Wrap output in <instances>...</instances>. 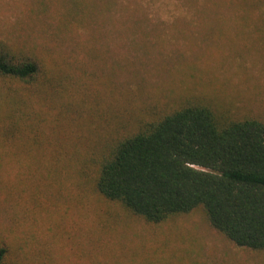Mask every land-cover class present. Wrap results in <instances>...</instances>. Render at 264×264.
Returning a JSON list of instances; mask_svg holds the SVG:
<instances>
[{
    "label": "trees",
    "instance_id": "trees-1",
    "mask_svg": "<svg viewBox=\"0 0 264 264\" xmlns=\"http://www.w3.org/2000/svg\"><path fill=\"white\" fill-rule=\"evenodd\" d=\"M114 6L110 0L49 5L42 12V48L30 40L0 38V150L42 158L0 170V210L12 214V220L5 219L8 226L2 221L1 235L7 236L6 227L16 220L27 222L26 212L38 210L42 183L58 196L68 189L79 205L106 202L125 219L145 225H165L199 211L229 241L264 250V118L239 117L228 97L182 86L141 99L140 86L133 83L142 73L134 64L140 60L155 69L159 55L139 48L141 54L138 49L127 61L107 57L101 24L121 21L127 33L133 22L109 16ZM1 243L0 264H7L8 246ZM131 250L116 264H142ZM80 256L86 264L103 261H91L86 251ZM102 258L108 261L109 255Z\"/></svg>",
    "mask_w": 264,
    "mask_h": 264
},
{
    "label": "rangeland",
    "instance_id": "rangeland-1",
    "mask_svg": "<svg viewBox=\"0 0 264 264\" xmlns=\"http://www.w3.org/2000/svg\"><path fill=\"white\" fill-rule=\"evenodd\" d=\"M110 1L115 6L109 16L115 20L127 16L133 22L127 33L122 32L121 21L104 20L101 24L103 40L108 44L107 57L112 61L120 56L127 61L139 48L159 55L155 69L138 64L141 57L135 60L142 79L138 76L133 84L140 86L141 99L156 95L159 90L161 93L168 86H182L196 93L217 94L221 100L228 97L239 117L245 114L264 118V0ZM135 1L144 9H136ZM57 2L0 0V38L12 43L30 40L42 48V12ZM124 3L128 4L122 10ZM138 12H143L142 20L138 16L135 19ZM104 16L103 13V19ZM156 37L157 43L151 45ZM70 39L62 49L69 46ZM137 54H141L140 49ZM149 58L148 55L141 60L144 63ZM27 158L35 163L42 160L38 154L14 156L7 149L0 150V170ZM39 188L42 194L38 197V210L25 213L27 222L16 220L6 227L7 236L0 231V243L8 246L7 264L34 258L42 260L38 264H58L60 260L86 264L80 256L83 251L89 253L91 261L101 258L99 261H103L98 264H116L117 257L131 249L137 250L133 254L138 258L134 259L144 261L142 264H264V250L229 241L211 229L199 211L165 225H145L125 219L128 216L113 211L106 202L98 204V199L96 203L79 205L67 196L66 188L60 197L53 187L39 183ZM26 194L29 195L27 191ZM19 202L22 206L17 211L21 214L25 200L21 198ZM32 213L37 218L34 224ZM5 219L12 220V214L0 210V225ZM103 224L108 226L102 228ZM103 254L109 255L108 261L102 258Z\"/></svg>",
    "mask_w": 264,
    "mask_h": 264
}]
</instances>
